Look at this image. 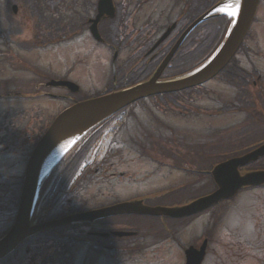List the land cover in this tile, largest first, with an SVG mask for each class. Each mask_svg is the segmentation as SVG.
Returning a JSON list of instances; mask_svg holds the SVG:
<instances>
[{
	"label": "flooded vegetation",
	"instance_id": "obj_1",
	"mask_svg": "<svg viewBox=\"0 0 264 264\" xmlns=\"http://www.w3.org/2000/svg\"><path fill=\"white\" fill-rule=\"evenodd\" d=\"M228 1L0 0V237L53 118L148 80L163 61L158 80L195 71L232 18L218 9L196 20ZM263 10L259 0L243 40L210 79L135 101L56 160L28 220L52 224L0 264H264V183L199 212H164L215 190L219 163L246 160L264 144ZM237 169L264 170V154ZM123 202L138 207L119 210Z\"/></svg>",
	"mask_w": 264,
	"mask_h": 264
},
{
	"label": "water",
	"instance_id": "obj_2",
	"mask_svg": "<svg viewBox=\"0 0 264 264\" xmlns=\"http://www.w3.org/2000/svg\"><path fill=\"white\" fill-rule=\"evenodd\" d=\"M257 2L258 0H240V9L235 16V23H233L218 53L201 71L175 81L156 82V79L152 78L129 89L77 102L55 117L35 146L27 163L21 191V206L14 226L0 239V258L8 254L26 235L40 229V227L28 228L24 219L27 214L24 213L23 204L24 201L30 203L35 197L43 175L61 153L100 121L129 103L153 93L186 87L200 82L216 72L225 64L241 41L254 16ZM204 17L205 15L202 18ZM228 165H231V163L220 164L216 170L217 190L187 206L168 210L183 211V213L196 211L221 198L233 195L243 185L264 182V171L239 175L236 169L232 170ZM121 205L127 207L131 205V202Z\"/></svg>",
	"mask_w": 264,
	"mask_h": 264
},
{
	"label": "snow or ice",
	"instance_id": "obj_3",
	"mask_svg": "<svg viewBox=\"0 0 264 264\" xmlns=\"http://www.w3.org/2000/svg\"><path fill=\"white\" fill-rule=\"evenodd\" d=\"M225 8L229 9V11L227 12V15L229 17H232L233 18L232 22L235 23V16L237 15L240 9V0H235V3H229L225 5ZM225 8H221L218 11L223 12Z\"/></svg>",
	"mask_w": 264,
	"mask_h": 264
},
{
	"label": "rangeland",
	"instance_id": "obj_4",
	"mask_svg": "<svg viewBox=\"0 0 264 264\" xmlns=\"http://www.w3.org/2000/svg\"><path fill=\"white\" fill-rule=\"evenodd\" d=\"M260 18H261V19H264V10L261 12ZM77 74H80V72H77ZM87 86H88L87 84H84L83 89H84V90H87V89H88ZM42 102H43L44 104H48V105H49L51 102H55V101L43 100ZM242 195H243V194H241L240 197H241ZM240 197H239V198H240ZM243 222H244V220H243ZM234 224H236V226H238V227H242V226H243V224H242V219H241L240 217L235 216V217H234Z\"/></svg>",
	"mask_w": 264,
	"mask_h": 264
},
{
	"label": "bare ground",
	"instance_id": "obj_5",
	"mask_svg": "<svg viewBox=\"0 0 264 264\" xmlns=\"http://www.w3.org/2000/svg\"><path fill=\"white\" fill-rule=\"evenodd\" d=\"M225 11H226V12H228V11H229V9H226Z\"/></svg>",
	"mask_w": 264,
	"mask_h": 264
}]
</instances>
